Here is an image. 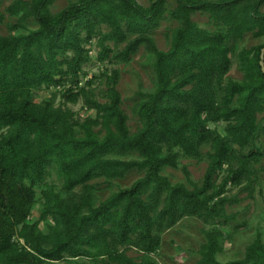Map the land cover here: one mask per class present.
<instances>
[{"label": "trees", "instance_id": "trees-1", "mask_svg": "<svg viewBox=\"0 0 264 264\" xmlns=\"http://www.w3.org/2000/svg\"><path fill=\"white\" fill-rule=\"evenodd\" d=\"M53 2L12 0L0 10V22L5 13L17 18L11 30L26 28L30 19L36 23L0 34V264L78 257L157 264L150 254L159 249L161 233L186 216L211 225L195 264H264L259 236L242 257L217 259L218 225L227 223L225 204L231 201L226 187L250 182L253 162L264 156V40L237 47L248 33L264 39V0H175L169 16L178 25L167 49L152 36L167 0H69L55 12ZM196 12L206 14L212 28L199 25ZM93 36L99 62L120 44L116 55L123 61L142 44L152 57L155 86L139 92L135 112L142 124L134 132L116 88L118 71L103 74L100 101L91 87L94 76L83 69ZM234 53L240 81L226 78ZM43 89L53 91L37 100ZM79 100L95 115L76 117L68 104ZM218 122H224L223 132L211 126ZM207 142L201 185L189 188L163 174L182 158L201 159ZM133 153L137 158H126ZM51 168L59 186L46 180ZM131 169L143 174L96 204L92 180L120 178ZM181 169L191 182L187 167ZM37 199L40 213L31 219ZM131 247L142 253L140 260L127 255Z\"/></svg>", "mask_w": 264, "mask_h": 264}, {"label": "rangeland", "instance_id": "rangeland-1", "mask_svg": "<svg viewBox=\"0 0 264 264\" xmlns=\"http://www.w3.org/2000/svg\"><path fill=\"white\" fill-rule=\"evenodd\" d=\"M12 0H0V10L4 12V8ZM151 0H137L142 5H147ZM69 0H54L51 10L58 11ZM175 0H167L165 17L160 22V25L152 32V36L156 45L160 49H167L170 44V33L172 29L178 25V22L169 16V10L174 8ZM264 10V4L261 6ZM192 18L201 26L212 28L208 22L206 14L196 12ZM17 22V18L5 13L4 20L0 22V34L7 35L9 33H16L19 31H26L29 28H34L36 23L30 19L25 24L26 28H18L15 30L10 29V25ZM106 30L105 25L102 26ZM263 37L255 38L250 33L245 34L244 37L237 41L238 49L242 47H250L252 45L262 42ZM97 37L93 36L91 42L87 44L90 47V61L83 66V69L88 73L87 77L94 76V81L91 87L94 88L97 98L103 101V92L106 90L104 77L112 70H117L119 73L116 88L120 92L121 107L127 115V124L131 132L136 131L141 127V121L138 118L135 107L140 100L139 92L152 91L155 86V74L152 65V57L145 49L144 44L140 45L135 53H132L128 60L123 61L116 55V52L123 47L120 44L114 48L110 55V59L99 62L97 58V51L99 49L96 44ZM243 73L239 68L237 54L231 55V66L226 75L236 81H240ZM85 80V79H84ZM53 89L40 90L35 93L37 100L47 98ZM56 101L60 100V95L56 93ZM75 112L76 117L82 119L87 115L94 116L95 111L85 106L81 100L75 104H68ZM223 132L224 122L212 124ZM210 142L202 145L201 152L202 158H182L177 168L165 167L163 174H165L172 183L183 182L189 188L199 186L202 183L203 175L208 164L207 152L209 151ZM244 152L248 151L246 147ZM126 158H137V154H131ZM185 165L190 172V180L187 181L181 166ZM232 166H236V162H232ZM253 172L250 175L251 181L248 182L243 179L240 184L234 185L228 183L225 195L231 201L225 204V212L227 214V223L225 225L219 224L223 230V236L220 239L221 251L217 254V259L225 262L231 259L240 258L244 255L245 246L250 243L255 237L259 236L264 242V156L252 164ZM143 174L142 171L131 169L125 173L123 177L106 180L98 178L92 180L97 184L96 191V204L102 199L110 195L117 189L127 187L132 182ZM221 175L216 177V183L221 180ZM49 183H54L57 186L61 184V178L58 176L54 168L49 170L46 176ZM36 197L40 193L36 188ZM79 190V187L77 188ZM41 201L37 199L33 206L31 219H36L40 213ZM223 217L220 218V221ZM44 222L41 221L39 225L43 228ZM211 228L210 224L204 223L201 219L192 216L181 218L174 226L165 229L161 233V245L155 253L150 256L156 261L157 264H195L199 259V247L205 241L204 231ZM127 255L135 260H140L142 253L134 247L126 251ZM44 264H117L115 262H108L106 258L103 260H93L84 257L78 258H65L58 261L46 262Z\"/></svg>", "mask_w": 264, "mask_h": 264}, {"label": "water", "instance_id": "water-1", "mask_svg": "<svg viewBox=\"0 0 264 264\" xmlns=\"http://www.w3.org/2000/svg\"><path fill=\"white\" fill-rule=\"evenodd\" d=\"M264 50V47L262 48V51ZM260 64H261V69H262V71H263V73H264V64L262 63V62H260Z\"/></svg>", "mask_w": 264, "mask_h": 264}]
</instances>
